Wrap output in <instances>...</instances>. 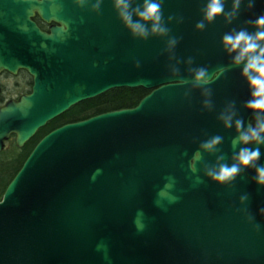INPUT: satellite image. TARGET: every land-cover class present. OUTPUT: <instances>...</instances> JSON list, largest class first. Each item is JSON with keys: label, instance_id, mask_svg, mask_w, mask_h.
<instances>
[{"label": "water", "instance_id": "obj_1", "mask_svg": "<svg viewBox=\"0 0 264 264\" xmlns=\"http://www.w3.org/2000/svg\"><path fill=\"white\" fill-rule=\"evenodd\" d=\"M223 2L226 14L233 0ZM95 3L0 0L4 59L9 56L13 71L20 56L33 80L30 94L0 109V151L9 135L21 147L47 122L110 90H150L135 107L61 126L38 141L0 199V264H264V187L254 182L251 168L225 184L206 175L235 163L244 145L233 149L223 136L208 152L200 144L209 136L184 142L183 131L217 132L223 124L197 122L194 111L203 99L191 83H180L192 80L190 68L205 67L209 78L221 69L242 72L223 36L255 32L251 22L264 14V0H253L251 9L241 0L231 23L221 15L203 30L196 24L208 0H163L171 31L147 40L132 37L114 0H101L99 12L92 10ZM137 6L143 0H132L129 11ZM173 36L181 39L169 51ZM259 147L257 163L264 166ZM197 150L202 159L192 173L188 165ZM168 176L176 180L172 192L179 200L161 207L157 193Z\"/></svg>", "mask_w": 264, "mask_h": 264}, {"label": "clouds", "instance_id": "obj_2", "mask_svg": "<svg viewBox=\"0 0 264 264\" xmlns=\"http://www.w3.org/2000/svg\"><path fill=\"white\" fill-rule=\"evenodd\" d=\"M78 6L83 7L86 0H75ZM115 9L118 13L120 21L124 27L129 30L133 38H139L147 40L150 35L168 36L171 29H169L164 23L163 13V0H143V6H137L129 11L132 4V0H114ZM241 0H233L232 8L230 12L225 14V4L223 0H208V3L203 8V19L196 24L197 30H203L205 22L211 23L218 16L224 15L225 20L231 23L236 18L238 9L240 8ZM101 6V0H96L93 4L92 10L99 12ZM254 6L253 0H249L247 7L251 9ZM133 15L139 17L137 20H133ZM169 20L173 19L172 16L168 17ZM151 22V28L149 29L148 23ZM256 31L248 32L246 30L236 31L234 33H227L223 36V46L229 53H235L233 57V63L235 65L243 64L242 76L246 78L248 86L251 89V98L246 102L245 108L252 111L255 119V126L250 120L247 128L244 127V121L242 119L235 120V132L236 135L231 141L233 149L237 145H244L240 147L238 153H236L232 159L236 161L231 165L227 163L219 164L217 168H209L206 171V175L218 184H225L235 180L240 174L242 168H251L255 171L253 177L254 182L264 187V166L259 165L257 162L261 157L260 147L264 145V14L256 17L251 22ZM64 30L68 31V25H64ZM181 38L175 36L168 39V50L171 51L179 43ZM189 64L193 63L190 57L187 61ZM140 62L136 61L135 67H139ZM189 72L193 73L191 81L188 79H181L180 83L188 84L191 83L193 87H201L207 85L209 82V73L205 67L190 68ZM179 73L178 69H173V75ZM204 94L206 96L211 95V90L205 88ZM187 95V93H185ZM204 106L211 110V101L206 99ZM232 105H229L231 108ZM235 112L230 114H221L219 117L224 124L226 129L233 128V117ZM223 141V137L216 135L211 137L209 140L204 141L200 144V149L208 152H212L216 149V146L220 145ZM254 144L255 147H248L247 145ZM202 159L200 150L194 152L192 159L189 161V170L192 173L197 171L196 163ZM224 157L220 156L219 160H223ZM166 183L158 191L156 204L163 206V202L174 203L179 200V197L174 195L172 190L175 187L176 180L173 176L165 177ZM197 183H201L199 177H197ZM248 196L245 194L240 197L241 203L245 202ZM260 214L264 215V208H261ZM142 215V213H138ZM249 219H252L251 217ZM134 223L137 226L138 231H142L144 225L136 220ZM260 226L255 225L254 230L259 231Z\"/></svg>", "mask_w": 264, "mask_h": 264}, {"label": "flooded vegetation", "instance_id": "obj_3", "mask_svg": "<svg viewBox=\"0 0 264 264\" xmlns=\"http://www.w3.org/2000/svg\"><path fill=\"white\" fill-rule=\"evenodd\" d=\"M33 21L38 25L42 31H48V25L44 24L38 16L33 18ZM9 51V48H7ZM19 51V50H18ZM4 48L0 47V109L5 107L9 102H18L21 97L31 93L33 80L27 70L20 63V56L17 59V63L14 64V70H10V60L9 56L4 59ZM7 56V54H5ZM6 58V57H5ZM5 60V61H4ZM14 60V59H13ZM6 64H5V63ZM6 66V67H5ZM219 76V78H218ZM218 78V79H216ZM216 79V80H215ZM208 85V86H207ZM201 87H194L196 92L195 97H199L203 100L197 102L196 114L197 122L207 123V124H223V121L219 118L221 114H230L235 112L233 117V128L226 129L223 124V128L218 132H215L214 128H205L207 131H183L182 139L184 142L188 138L191 141L196 139H205V137L211 138L213 134L220 136H229V140H232L236 135L235 132V120L242 119L244 121V126H248V122L251 120L253 126H255L254 114L252 111L245 108L246 102L251 98V89L248 86L246 78L242 76V72L236 70L221 69L216 70L212 73L209 78L208 84ZM205 88L211 90V95L206 96L204 94ZM150 92V90H148ZM149 94V93H148ZM195 94V93H194ZM208 99L211 101V110L204 106V101ZM87 101V100H86ZM85 102V101H83ZM83 102L69 108L63 114L54 118L53 120L47 122L44 127L38 129L36 133L28 141H26L23 146L17 147L15 142V135H9L8 139L3 141V146L0 151L5 153L10 151L9 155H26L28 156L38 141L51 131L79 120L74 121V118H78L79 115H84L87 113V109L84 105L79 106ZM229 105H232L229 108ZM88 119V118H87ZM85 120V119H84ZM82 121V120H80ZM219 129V128H218ZM211 130V131H210ZM210 131V132H209ZM225 132V134H223ZM212 134V135H211ZM180 139V138H179ZM207 139V138H206ZM225 140V141H229ZM182 141V142H183ZM203 141V140H201ZM190 145V144H189ZM199 145V144H198ZM187 146V144H186ZM192 149V148H191ZM194 151V150H193Z\"/></svg>", "mask_w": 264, "mask_h": 264}, {"label": "trees", "instance_id": "obj_4", "mask_svg": "<svg viewBox=\"0 0 264 264\" xmlns=\"http://www.w3.org/2000/svg\"><path fill=\"white\" fill-rule=\"evenodd\" d=\"M148 93V90L142 88H118L110 90L80 104L79 106L84 105L86 107L87 113L79 115L78 118H74V121L84 120L105 112L135 107ZM9 154L10 151L0 154V199L6 186L27 157L26 155L11 156Z\"/></svg>", "mask_w": 264, "mask_h": 264}]
</instances>
